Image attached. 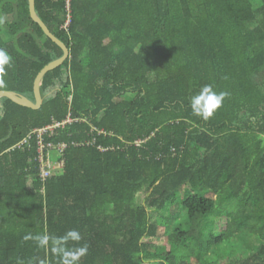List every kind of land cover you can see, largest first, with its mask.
Here are the masks:
<instances>
[{
    "label": "trees",
    "instance_id": "trees-1",
    "mask_svg": "<svg viewBox=\"0 0 264 264\" xmlns=\"http://www.w3.org/2000/svg\"><path fill=\"white\" fill-rule=\"evenodd\" d=\"M34 1L69 58L42 78L38 110L0 100V264H57L24 237L70 229L88 246L80 264H264V0ZM0 48V91L34 102L63 53L27 0H0ZM209 83L230 95L203 120L188 98ZM68 115L44 136L66 148L43 181L35 136L12 148ZM160 227L167 251L143 243Z\"/></svg>",
    "mask_w": 264,
    "mask_h": 264
},
{
    "label": "clouds",
    "instance_id": "clouds-1",
    "mask_svg": "<svg viewBox=\"0 0 264 264\" xmlns=\"http://www.w3.org/2000/svg\"><path fill=\"white\" fill-rule=\"evenodd\" d=\"M11 63L12 58L9 53L0 48V88L6 87L4 77ZM229 95L227 91H217L211 83L205 84L188 98V107L194 116L208 120L222 107ZM24 239L34 240L40 248L54 253L57 257V264H80L81 258L88 254V246L80 245L82 235L76 229L67 230L60 236L42 233L35 236L26 235ZM40 264H44V261Z\"/></svg>",
    "mask_w": 264,
    "mask_h": 264
},
{
    "label": "built area",
    "instance_id": "built-area-1",
    "mask_svg": "<svg viewBox=\"0 0 264 264\" xmlns=\"http://www.w3.org/2000/svg\"><path fill=\"white\" fill-rule=\"evenodd\" d=\"M69 23V16L67 17V21L65 27ZM74 122L73 119L70 118V115L61 123H54L50 126H46L44 128L35 129L27 135L20 143L14 146L12 149H29L30 141L33 136L36 138V161L39 164V178L41 180H46L53 174H59L63 168V162L61 161L62 153L66 148L64 144L54 145L52 143H46L44 141V136H51L56 128L64 126L65 124H71ZM101 133V132H100ZM138 145L139 142H136Z\"/></svg>",
    "mask_w": 264,
    "mask_h": 264
},
{
    "label": "water",
    "instance_id": "water-1",
    "mask_svg": "<svg viewBox=\"0 0 264 264\" xmlns=\"http://www.w3.org/2000/svg\"><path fill=\"white\" fill-rule=\"evenodd\" d=\"M27 1H28L29 15L31 19L39 25L44 35L62 50L63 54L59 59L52 61L48 65H46L36 76L34 80V84H33L34 102L11 91H0V100L8 99L11 102L21 107L32 109V110H38L43 103V98L40 93V83H41L42 78L48 72L60 67L69 58V50L59 39H57L48 30L46 25L37 16L35 12V1L34 0H27Z\"/></svg>",
    "mask_w": 264,
    "mask_h": 264
},
{
    "label": "rangeland",
    "instance_id": "rangeland-1",
    "mask_svg": "<svg viewBox=\"0 0 264 264\" xmlns=\"http://www.w3.org/2000/svg\"><path fill=\"white\" fill-rule=\"evenodd\" d=\"M5 21H9V17H5ZM254 82L257 84H261L264 82V70L260 71L257 75H255L254 77ZM186 196L185 193V188L181 191V197L184 198ZM149 216H150V221L154 222L156 217H162V214L157 212V211H149ZM178 219L175 218L173 220H171L168 224V231L170 233H173L177 228H179L178 225ZM143 243H149V245H151V249L152 250H157V251H167L169 250L171 244L168 242L167 239V234H166V230L163 227H160L157 233V237L154 239H149V238H144L143 239ZM244 256H240V255H236L234 258H232L231 264H239L241 261V258H243ZM145 264H158L155 261L152 262H146Z\"/></svg>",
    "mask_w": 264,
    "mask_h": 264
}]
</instances>
